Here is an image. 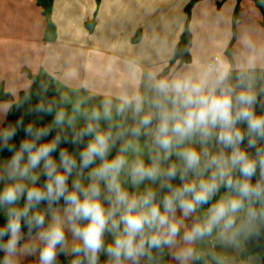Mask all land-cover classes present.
Here are the masks:
<instances>
[{
  "label": "clouds",
  "instance_id": "9594fccd",
  "mask_svg": "<svg viewBox=\"0 0 264 264\" xmlns=\"http://www.w3.org/2000/svg\"><path fill=\"white\" fill-rule=\"evenodd\" d=\"M150 88L151 98L123 95L115 105L102 100L99 108L63 96L67 109L55 101L33 109L53 116L47 125L18 121L0 128V152L11 153L0 162V210L6 217L0 224V264H22L21 256L36 254L37 264H58L59 255L72 257L69 264H101L102 255L104 264H162L166 250L175 264H191L198 258L197 242L215 236L223 245H234L264 226V113L255 111L251 80L241 76L233 84L229 66L219 64L154 80ZM128 113L131 126L125 124ZM20 127L25 136L17 146ZM54 129L55 136L41 142ZM141 136L148 138L146 153ZM85 137L78 154L60 149L59 161L53 158L62 142L80 145ZM209 145L219 150L213 153ZM173 156L179 164H168ZM41 173L47 179L37 186ZM190 173L195 180H188ZM177 177L183 182L178 187L172 184ZM145 181L159 183L167 194L158 199L150 187L135 193L125 187L139 189ZM221 188L226 193L213 201ZM61 200L64 206L54 208ZM42 202L44 211L38 210ZM204 205L209 207L187 227L184 221ZM24 227L29 238L35 230L38 243H22Z\"/></svg>",
  "mask_w": 264,
  "mask_h": 264
},
{
  "label": "crops",
  "instance_id": "0c3cea01",
  "mask_svg": "<svg viewBox=\"0 0 264 264\" xmlns=\"http://www.w3.org/2000/svg\"><path fill=\"white\" fill-rule=\"evenodd\" d=\"M191 1L100 0L98 4L97 0H54L51 21L57 33L56 39L49 41L48 20L37 0H0V128L7 119L9 106L31 86V77L42 73L55 79L58 107L69 108L68 104L61 103V97L66 96L73 102L83 98L87 108H99L102 100L112 99L115 105L123 95L139 93L151 98L154 93L150 84L154 80L198 74L208 65L226 64L233 84L241 76L246 82L251 80L257 96L255 111L258 115L264 113V2L198 0L188 18L186 7ZM93 21L94 29L89 31L87 25ZM187 26L193 35L192 61L182 65L173 62L174 50ZM231 45L230 58L227 50ZM215 57L219 58L218 62L213 61ZM114 119L119 122L121 117L114 113ZM83 123L80 120L77 126ZM133 123L128 113L125 124ZM100 126L101 130H106L108 124L102 120ZM239 127L246 129L244 124ZM147 141V137L141 136L142 153L147 151ZM246 145L247 140L242 147ZM192 146L200 150V145ZM118 149L119 143L109 159ZM209 150L215 153L219 146L209 145ZM143 158L149 162L146 154ZM6 159L0 158V162ZM171 163L179 164V161L173 156L168 161ZM88 171L84 172L85 178ZM74 179L75 173L69 177L70 184ZM195 179L190 173L188 180ZM84 182L87 183L86 179ZM148 182L139 189L130 183L125 187L130 193L143 192L142 187ZM151 185L152 189L159 187V183ZM2 187L0 184V189ZM23 204L22 199L20 206ZM202 213L200 210L193 213L184 221L185 225L191 227ZM180 215L178 211L177 217ZM24 235L22 243H38L36 234L31 238ZM66 235L71 241V233L66 232ZM111 239L110 235L106 236V241ZM245 239L241 238L234 245H223L215 236L205 238L194 245L198 258L191 264H262L258 255L241 259ZM2 257L0 252V259ZM70 259V256L59 255L58 264H69ZM168 259L170 264H175L170 256ZM20 260L22 264H37L38 254L21 256Z\"/></svg>",
  "mask_w": 264,
  "mask_h": 264
},
{
  "label": "trees",
  "instance_id": "16d2710c",
  "mask_svg": "<svg viewBox=\"0 0 264 264\" xmlns=\"http://www.w3.org/2000/svg\"><path fill=\"white\" fill-rule=\"evenodd\" d=\"M198 0H192L190 4L186 7V13L188 15V18L191 15V10L194 6V4ZM257 2H264V0H256ZM37 3L39 7L42 9L43 15L48 20V27H47V40H55L56 39V27L51 21V14L53 11V5L54 0H37ZM97 3H100V0H97ZM95 22H90L87 27L89 31H92L94 29ZM193 44V35L188 28L186 27L185 31L180 37V40L178 44L175 47L174 50V59L173 62H179L180 64H189L192 61L191 58V48ZM233 48L232 45L227 50V55L231 58L232 57ZM32 84L29 87V89L23 91L20 93L18 101L12 105L10 108L9 114L7 116V119L3 125H16L18 121H23L24 125H27L30 121L35 122L37 126L47 125L50 123L53 119V116L46 115L42 113H37L33 111L37 103H49L52 101H55L57 104V107L59 105L58 102V88L57 84L55 82V79L52 75H49L47 73H42L40 75L32 76L31 77ZM83 125H79L78 127H82ZM56 134V130L54 129L52 133L44 137L41 142L50 141ZM69 135L71 133L69 132ZM25 132L23 130V127H20L17 131V135L15 137L14 142L19 145V142L22 138H24ZM89 137H85L84 143L80 145H74L72 143H64L62 142L59 146L56 152L52 153V156L56 159H60L59 157V150L60 149H66L70 153L78 154L80 150H82L85 145L88 142ZM11 156V153L5 151L0 152V158L6 159ZM89 169H86L85 172H87ZM46 176L41 175L40 179L37 181V186H42L46 182ZM183 182L179 179V177L175 178L172 181V184L174 186H180ZM69 187H71V184L69 182ZM158 193V199L162 198L164 195L167 194V189H160V187L153 189ZM224 191H227L225 188H221L220 192L217 193L216 197L213 198V201L215 199H218ZM213 201H210L211 204ZM64 201L61 200L58 205H54V208L57 207H63ZM209 205L202 206L199 210L201 212H204ZM47 208V203L42 202L40 205H38V210L44 211ZM6 222V217L4 213H0V224H3ZM24 234L28 235V229L27 227H24L23 229ZM36 234L35 230L33 231L32 235ZM258 255L261 259L262 264H264V226L260 227L256 232H254L252 235L246 237L245 239V247L241 255V259H246L250 256ZM72 258V257H71ZM101 264H104V261L106 260L103 256H101ZM162 264H170L167 253H165Z\"/></svg>",
  "mask_w": 264,
  "mask_h": 264
},
{
  "label": "rangeland",
  "instance_id": "374dc122",
  "mask_svg": "<svg viewBox=\"0 0 264 264\" xmlns=\"http://www.w3.org/2000/svg\"><path fill=\"white\" fill-rule=\"evenodd\" d=\"M151 186H153V185H151V183H147L145 186H143L142 188H143V190H145L146 188H153V187H151Z\"/></svg>",
  "mask_w": 264,
  "mask_h": 264
},
{
  "label": "built area",
  "instance_id": "2783aa9c",
  "mask_svg": "<svg viewBox=\"0 0 264 264\" xmlns=\"http://www.w3.org/2000/svg\"><path fill=\"white\" fill-rule=\"evenodd\" d=\"M218 60H219L218 57H215V58L213 59L214 62H218Z\"/></svg>",
  "mask_w": 264,
  "mask_h": 264
}]
</instances>
